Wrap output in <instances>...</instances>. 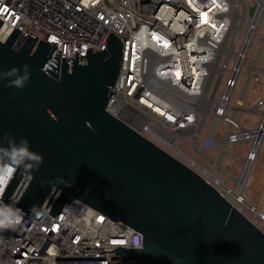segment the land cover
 <instances>
[{"label": "water", "instance_id": "obj_1", "mask_svg": "<svg viewBox=\"0 0 264 264\" xmlns=\"http://www.w3.org/2000/svg\"><path fill=\"white\" fill-rule=\"evenodd\" d=\"M20 32L0 40V145L9 135L16 143L25 138L44 162L38 170L17 167L0 199L27 174L15 207L27 215L47 202L55 216L78 199L143 235L142 248L83 252H116L131 263L264 264V232L252 220L199 172L106 110L122 62L118 36L110 32L103 50L88 47L80 61L78 45L71 66L67 57L60 65L59 50L45 71L57 43L37 44L30 33L17 46ZM12 68L17 74L5 78ZM25 71L23 88L7 87Z\"/></svg>", "mask_w": 264, "mask_h": 264}, {"label": "built area", "instance_id": "obj_2", "mask_svg": "<svg viewBox=\"0 0 264 264\" xmlns=\"http://www.w3.org/2000/svg\"><path fill=\"white\" fill-rule=\"evenodd\" d=\"M228 1L0 0V32L7 34V40L14 29L20 30L17 46L30 33L38 37L37 44L41 39L50 45L57 43L45 71L59 50L60 65L67 57L71 66L78 45L80 61L88 47L93 52L103 50L108 35L114 33L123 43L122 62L106 110L210 182L201 166L179 145L189 141L192 148L212 147L217 143L220 122L227 125L222 136L227 145L244 138L243 126L227 110L241 69L248 65V49L241 60L244 41L236 51L240 33L232 42L233 30L228 36L233 22ZM243 1L235 2L240 11ZM195 5H203L217 27L204 24ZM212 35L221 41L213 42ZM254 72L250 71L248 85ZM212 116L219 119L203 137ZM11 178L0 175V196ZM30 178L24 174L8 200L0 199V211L17 209ZM46 206L47 202L34 207L28 215L22 212L19 225L0 230V264H149L126 262L116 252L80 250L142 248L143 235L132 227L78 199L70 200L55 216L49 214L53 203Z\"/></svg>", "mask_w": 264, "mask_h": 264}, {"label": "rangeland", "instance_id": "obj_3", "mask_svg": "<svg viewBox=\"0 0 264 264\" xmlns=\"http://www.w3.org/2000/svg\"><path fill=\"white\" fill-rule=\"evenodd\" d=\"M257 5V0H244L241 4V13L236 18V21L242 24L245 32L237 29H233L232 31L231 42L240 33L236 51L241 49L243 41L246 38V32L248 34V31L251 30L252 25L249 19L254 15ZM261 21H264V12L261 14ZM255 26L252 32L253 39L250 45H248L246 61L253 63L256 60L258 70L254 72L252 81L248 85L247 81L251 70L247 64V66L243 65L238 76L237 86L232 92L229 103L230 109L227 110L229 116L236 115L240 124L248 131L259 129L264 122V24L256 23ZM234 63L233 60L229 65L227 73H230ZM256 76L259 78V81ZM223 87L222 85L221 89ZM241 95L244 97L242 101H239ZM240 102L242 103L241 105H239ZM232 107H235V110ZM214 121V116L207 120L205 131L202 134L203 137H205ZM226 126L224 122L219 123L217 143L208 149L192 148V144L189 141L180 143L179 147L206 171L211 173L217 171L218 181H215L210 176H208V179L232 202V190L238 188V179L243 174L245 159L251 155L250 152L253 148L254 138L246 136L238 142L228 145L225 143V145L221 139ZM224 149L228 150V154L223 155ZM238 200L240 202L235 206L264 232V220L257 219L253 210L245 203H250L264 214V136H261V144Z\"/></svg>", "mask_w": 264, "mask_h": 264}, {"label": "bare ground", "instance_id": "obj_4", "mask_svg": "<svg viewBox=\"0 0 264 264\" xmlns=\"http://www.w3.org/2000/svg\"><path fill=\"white\" fill-rule=\"evenodd\" d=\"M229 2V13H230V15H231V17H232V19H233V22H232V27H231V29H230V31H229V33H228V36L230 35V33H231V31L233 30V29H237V30H240V31H244L245 32V30H244V27L242 26V24H240V23H238L236 20V18L237 17H239V15H240V13H241V11H240V9L238 8V7H236V5H235V2H236V0H229L228 1ZM257 2H258V5H257V8H256V10H255V13H254V15L252 16V17H250V22H251V25H252V27H251V30L250 31H248V34H247V32H246V38H245V40H244V45H243V50H242V53H241V60H242V56H244L245 55V53H246V51H247V49H248V45H250V43H251V40L253 39V37H252V32H253V28L254 27H256L255 26V24L256 23H263L264 24V21H261V14L264 12V0H257ZM195 8H196V10L201 14V16H202V19H203V22H204V24H207V25H209V27H211V26H213V27H211V28H214V27H217V23H216V21L215 20H213L212 18H211V16H210V13L208 12V10L207 9H205L204 8V6L203 5H195L194 6ZM182 16L184 15V13H182L181 14ZM247 35H248V38H247ZM214 35H212V37H213ZM227 36V37H228ZM252 37V38H251ZM6 38H7V34L6 33H4L3 31H1L0 32V40H2V41H5L6 40ZM264 38V37H263ZM262 38V39H263ZM212 40H213V42H215V43H219L220 41H221V39L219 38V37H213L212 38ZM226 40H227V38L225 37V39H224V43L226 42ZM224 49V48H223ZM241 60L239 61V62H241ZM256 61V60H255ZM253 62V63H248V65L250 66V68H251V72L253 73L254 71H256V70H258V65H257V63L256 62ZM242 101V99H239V101ZM242 103L240 102V104L239 105H241ZM232 109H234L235 110V107H232ZM208 112H206V114H207ZM204 114L203 115H201L200 116V118L198 119V122H200V123H202L203 121H204ZM218 119H219V116H216V120H215V122H217L218 121ZM243 130V132H242V137H246V136H249V137H253L254 138V142H253V145H252V150H251V155L249 156V157H247V159H245V167H244V169H243V174H242V176L238 179V188L236 189V190H232V195H233V201H232V204H234V205H236L238 202H240L239 200H238V197H239V195H240V192H241V190L243 189V187H244V184H245V181H246V179H247V176H248V173H249V171H250V169H251V165H252V163H253V161H254V159H255V156H256V153H257V150H258V148H259V146H260V144H261V136L264 134V127H262V128H259V129H257V130H246V129H242ZM222 140V142L225 144V142H226V140H224V139H221ZM226 145V144H225ZM225 154H228V150H226V149H224L223 150V155H225ZM202 168V170L208 175V176H210V177H212L215 181H218V177H217V171L216 172H214V173H211V172H208V171H206L203 167H201ZM218 168L220 169V167L218 166ZM246 203V202H245ZM247 204V203H246ZM250 209H252L253 210V212H254V215H255V217L257 218V219H259V220H264V218H263V216H262V214H260V211L259 210H257V209H253L252 208V206H250ZM264 215V214H263Z\"/></svg>", "mask_w": 264, "mask_h": 264}, {"label": "clouds", "instance_id": "obj_5", "mask_svg": "<svg viewBox=\"0 0 264 264\" xmlns=\"http://www.w3.org/2000/svg\"><path fill=\"white\" fill-rule=\"evenodd\" d=\"M27 70L28 66H24ZM18 69L12 68L5 74L6 77L16 75ZM28 79L27 71L23 77H18L15 80H9L7 87L23 88L25 81ZM8 140L7 146L0 145V160H8L11 164L7 167H0V175H6L7 178H11V174L17 167H23L26 171L32 169L38 170L43 164L44 158L42 155L36 154L29 150V142L25 138H21L19 143H16L11 136L6 137ZM22 219V210L6 208L4 211H0V230L14 229L20 224Z\"/></svg>", "mask_w": 264, "mask_h": 264}, {"label": "snow or ice", "instance_id": "obj_6", "mask_svg": "<svg viewBox=\"0 0 264 264\" xmlns=\"http://www.w3.org/2000/svg\"><path fill=\"white\" fill-rule=\"evenodd\" d=\"M0 182H2V179H0Z\"/></svg>", "mask_w": 264, "mask_h": 264}]
</instances>
